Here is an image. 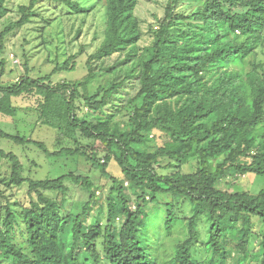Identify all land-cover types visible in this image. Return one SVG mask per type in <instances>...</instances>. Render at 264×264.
<instances>
[{"label":"trees","instance_id":"trees-1","mask_svg":"<svg viewBox=\"0 0 264 264\" xmlns=\"http://www.w3.org/2000/svg\"><path fill=\"white\" fill-rule=\"evenodd\" d=\"M37 1L21 5L19 19L0 32V55L5 36L29 21ZM62 1L78 11L79 3ZM103 1V40L89 55L82 80L52 83L54 74L75 70L76 61L70 56L49 74L33 78L25 73L14 83L4 85L1 78L5 67L0 61V113L15 116L17 108L12 99L37 93L42 97L36 109L38 115L71 138L75 147L50 151L43 142L1 128L0 139L33 145L51 158L79 156L89 161L113 184L107 197V222L102 224L97 219L87 224L89 211L100 201L88 176L67 173L56 178H23L18 157L0 149V159L10 162V183L26 184L30 196L29 206L19 213L9 206L3 214L0 212V255L12 264H86L89 259L78 256L82 252L93 264H101L102 260L108 264H226L228 239L236 242L242 261L255 236L258 250L254 257L264 264V189L251 194L217 187L219 179L231 172L264 176V73L258 64L247 72L241 67L242 60L264 42V0H189L193 7L190 12H174V8L166 7L163 19L152 32L153 43L139 54L131 49L120 61V65L132 61L124 78L108 84L100 99L82 96L84 105L95 112L92 119H86L77 113V99L79 90L90 83L97 70L101 71L95 62L127 50L141 36L133 14L137 0ZM179 1L172 0L174 4ZM3 3L0 0V12L4 11ZM176 22L187 26L178 36L172 33ZM132 80L137 90L128 101L140 103L133 108L127 125L121 127L113 120L119 110L113 108L107 113L104 108L111 95ZM153 130L163 132L166 139L151 147L149 133ZM78 133L99 143L105 163H116L135 195L133 209L124 196L123 185L105 164H100L99 147L92 144L82 149ZM191 157L196 158V168L190 173L160 172L180 166ZM163 160L168 162L162 165ZM68 180L89 193L81 212L75 215L63 210ZM46 191L59 193L61 201L46 196ZM162 194L171 198L164 204L166 234L177 222L174 203L186 200L192 213L189 237L170 253L156 258L152 242L142 236L147 218L144 207L156 204ZM18 217L31 256L11 241ZM120 217L121 224L115 226V219ZM200 217L209 223L204 244L208 256L202 261L197 259L201 253L196 229ZM253 219L260 226L256 232Z\"/></svg>","mask_w":264,"mask_h":264},{"label":"rangeland","instance_id":"rangeland-1","mask_svg":"<svg viewBox=\"0 0 264 264\" xmlns=\"http://www.w3.org/2000/svg\"><path fill=\"white\" fill-rule=\"evenodd\" d=\"M70 1L79 3L78 11L70 8L62 0H38L32 8L33 15L29 21L21 27L13 29L5 36L3 52L0 55V61H4L5 67L4 75L1 78L4 85L14 83L25 73L33 78L49 74L55 65L64 63L70 56H74L76 61L75 70L54 74L51 78L52 83H76L86 76V61L89 55L97 50L103 40L106 20L105 3L103 0ZM29 2L30 0H4V11L0 12V32L9 23L19 19V7L28 5ZM168 6L174 8V12H190L193 9L189 0H180L176 4L172 0H137L133 14L138 20L140 39L127 50L112 53L95 62V65L97 68H101V71L96 69L97 71L90 83L79 90L77 99V113L79 116L86 119L93 118L95 112L93 113L87 105H84L82 96L95 95L96 99H100L103 89L108 84L124 78L126 68L131 65L132 61L123 65H120V61L126 58L127 52L131 49L139 54L143 48L153 43L152 32L163 19ZM183 30H187L186 24L176 22L172 33H174V36H178ZM132 59L134 60V58ZM253 64H258L260 70L264 73V42L242 60L241 67L247 72L252 69ZM134 84L135 81L133 80L123 83L111 95L107 106L104 108V112L107 113L112 112L113 108L119 110L113 120L118 122L121 127L127 125L133 108L140 103L139 100L131 103L128 101L136 93L137 88ZM41 100L42 97L34 92L13 98L12 104L17 108V114L8 116L0 113V128L13 135L19 134L43 142L50 151H57L63 147L74 148L75 145L71 138L60 133L58 127L46 123L38 115L36 109ZM96 111L98 114V108ZM77 137L82 149L87 150L92 144H96L97 147L100 146L98 142L93 143L92 139L83 137L80 133L77 134ZM149 139L148 145L154 147L161 145L166 136L163 132L153 130L149 133ZM0 149L12 152L18 157L22 164L20 174L23 178H56L67 173L88 176L100 201L89 211L87 224H94L97 219L102 224L107 222V197L113 184L109 179L103 177L99 171L92 168L89 161L79 156L51 158L33 145H18L5 139H0ZM100 150L99 147L97 156L100 164H105L108 172L123 185L125 189L124 196L129 201L130 208L133 209L135 195H133L130 185L124 180L113 160L105 163L102 158L103 153ZM167 162V160H163L162 165ZM195 168L196 158L191 157L180 166L176 165L171 170H161L160 172L171 173L179 170L182 173H190ZM10 171V162L0 159V212L2 214L6 206L19 213L21 209L28 207L30 202L26 184L16 186L10 183ZM65 185L67 192L63 199L57 192L46 191L44 194L58 201L62 199L64 212H70L73 215L78 214L87 202L89 193L69 180L65 182ZM217 187L229 192L247 191L256 194L264 189V176L231 172L219 179ZM168 201H171L169 195L162 194L156 204L148 203L144 207L147 218L142 236H146L152 242V246L156 249V252H154L156 258H160L162 254L170 253L175 245L189 237L188 225L192 207L186 200L174 203L177 222L170 234L164 232V204ZM122 220V217L116 218L114 221L115 226H119ZM254 223V231L256 232L260 226L256 220H254ZM196 229L199 232L197 246L201 251L197 255V259L202 261L208 256V253L204 251V244L208 239L209 230V223L205 217L198 219ZM11 241L17 248L31 256L24 225L19 217ZM99 243L97 241V246L101 250ZM249 246L248 256L245 260L240 261L243 255L236 247V242L228 239L225 244L228 255L226 264H259L258 259L254 257L256 250H258L257 237L252 238ZM78 256L81 260L87 257L89 261L86 264H93L92 259L85 252ZM0 264H12V262L0 255ZM101 264H108V262L102 260Z\"/></svg>","mask_w":264,"mask_h":264}]
</instances>
